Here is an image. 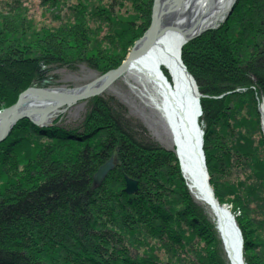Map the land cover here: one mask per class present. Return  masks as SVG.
<instances>
[{
  "label": "trees",
  "instance_id": "1",
  "mask_svg": "<svg viewBox=\"0 0 264 264\" xmlns=\"http://www.w3.org/2000/svg\"><path fill=\"white\" fill-rule=\"evenodd\" d=\"M35 1L0 0V110L50 68H117L152 9V0ZM34 8L35 21L27 13ZM181 58L205 96L203 152L215 199L235 215L246 264H264L255 99L264 97V0H238L226 23L186 44ZM107 102H94V130L71 136L21 121L0 144V264H227L173 154L145 133L134 137ZM111 157L116 167L97 188L93 176ZM125 176L139 182L136 195L125 194Z\"/></svg>",
  "mask_w": 264,
  "mask_h": 264
},
{
  "label": "bare ground",
  "instance_id": "2",
  "mask_svg": "<svg viewBox=\"0 0 264 264\" xmlns=\"http://www.w3.org/2000/svg\"><path fill=\"white\" fill-rule=\"evenodd\" d=\"M237 2L238 0L158 1L157 31L163 28L165 32L152 40L146 48L141 49V42L138 43L137 47L135 46L139 39L133 43L123 61H127L125 71L118 80L124 81V78L129 77L139 80L140 84H138L143 88L142 91H144L145 96L148 97L154 110L159 113L164 123L163 131L168 143L174 148L172 154L177 162L180 178L188 195L202 203L205 209L210 210L209 214L214 217L220 236L224 241L228 263L246 264L242 252L244 248L243 237L234 220L232 221L230 217V208L220 205L214 198L217 202V205H215L211 198L215 195L210 185V176L205 162L206 158L203 152L205 132L200 120L202 117V98L200 96L204 98L205 96L198 92L195 80L181 58L186 38L194 36L197 31L202 29L214 31L220 28L232 14ZM153 4L154 0H152L151 8H153ZM229 11L230 14L227 16ZM150 26L151 21L141 39L146 36L145 34ZM133 50H135V54H130L134 52ZM102 78L103 75L94 81L75 87L74 89L82 88V90L76 91L75 94H69L68 98H65V96H67L66 92L70 88L56 87L49 89L42 85L35 88L28 87L19 94L17 102L19 107H26L33 113L34 117L31 118L37 123V128H49V125H53L52 122L56 118L48 117L51 112L48 113L47 108L52 109L54 105L60 109L65 108V111H67L70 106H74L75 102L80 99L79 97L89 96L96 90L104 80ZM85 85L86 87L83 88ZM112 85L99 96H91L92 98L88 97V99L96 102L106 92L113 93L114 85ZM227 95L229 93L221 94L213 97V99H221ZM263 98L261 94H255L256 102L262 100L259 104V112L260 125L264 129ZM68 105L69 107H67ZM18 123L8 127L7 123L0 120V138L8 130V135H10L14 129L18 128ZM6 138L3 141L0 140V144ZM262 138L264 141V135H262ZM126 178L131 179L125 176L124 182ZM125 188L126 182L124 192L126 191ZM125 194L128 195L126 192Z\"/></svg>",
  "mask_w": 264,
  "mask_h": 264
},
{
  "label": "rangeland",
  "instance_id": "3",
  "mask_svg": "<svg viewBox=\"0 0 264 264\" xmlns=\"http://www.w3.org/2000/svg\"><path fill=\"white\" fill-rule=\"evenodd\" d=\"M33 1H35V0H33ZM74 1H76V0H74ZM30 11H31V9H30ZM30 11H27V13L30 14L29 16L33 17L32 20L35 21V17L37 18L38 14L40 12V9L34 8V11H31L34 15H32V13H29ZM151 11H152V9H151ZM150 21H151V17H150ZM211 31L212 30L206 31L205 33L201 34L199 37L191 40L190 42H193L195 40L200 39L203 35L211 32ZM140 39L141 38H139V40ZM190 42H187L186 44H188ZM181 54H182V52H181ZM122 63L120 65H122ZM120 65L118 67H120ZM117 68H115V69H117ZM115 69H112V70H109L103 74H100V73H97L95 70L89 68L85 64L77 65L73 69L53 67V68H50L47 71V73H45L44 77L40 81L39 80L35 81L32 84V86L29 88H35L38 86L40 87V85H42L44 87H48L49 89H54L56 87L57 88L74 89L77 86L84 85V84H86L92 80H95L99 76L105 75L106 73L113 71ZM123 80L124 81H120L117 79L115 81L116 84L114 83L113 84L114 86L112 85L113 89H114L113 93L106 92L104 94V96H102V98H100V99L108 101L107 102L108 108H110V107L112 109L117 108V110H119L118 112L121 114V116L124 117V119H126L127 121H129V128L131 129V131L129 130V133L132 132V134H134V137L142 138L141 134L145 133L146 137L149 140L151 139L157 146L165 149L167 152L173 153L174 148L168 143L165 132L163 131L164 123L161 119V116L159 115L158 112H156L154 110V107H153V105H151L150 100L148 99V97L145 96L144 91H142L143 88L141 87V85H139L140 84L138 82L139 80L135 79L134 77L133 78H131V77L124 78ZM250 89H252V91H254L255 87L252 86V87H250ZM198 92H199V90H198ZM223 97H225V96H223ZM200 98H203V97L200 96ZM17 99L15 100V102L12 105L8 106L7 108L15 105L17 103ZM218 99H220V98H218ZM221 99H223V98H221ZM261 101L262 100L257 101V108H256L257 112L259 114L260 124H261V121H260L259 104ZM94 102L95 101H93V100H89V101L86 100V101L78 102L77 104H75L73 107H71L70 109H68L64 113L55 117L56 120L55 121L53 120V122H52L53 125L51 124V125H49V128L43 127L42 129L47 130V129L57 128L62 133H66V134L71 135V136H73L72 133L82 134L83 132H86L87 128H90V127L93 128V124L97 123L93 117H90L93 115V109L95 107ZM7 108H3L2 110H5ZM0 112H1V110H0ZM21 121H19V122H21ZM23 121H28L33 126L37 127L36 125L31 123L27 119H24ZM100 125H102L105 128V125L103 122H100ZM260 127H261V125H260ZM93 130H94V128H93ZM261 133H262V135H264V129L262 127H261ZM58 137H62V136L59 135ZM68 137H70V136H68ZM137 138H135V139H137ZM109 160H112L113 168L107 172V174L104 176V178L102 179V181L100 182L99 185L94 184V181H93V185L97 188H99L102 185L103 181L106 179L108 174L111 173L116 167L114 158L111 157L103 165H101L97 169V171L102 166H104ZM97 171L95 172V174L97 173ZM93 178H94V176H93ZM131 180L136 182V185H137L136 193H134V195H136L137 191L139 189V185H138L139 182L133 178H131ZM193 200L195 201L196 204H198L200 207H202L205 210L206 214L208 215V220L211 223H213L214 229H215L216 234H217L216 238L219 240L220 245H221V250L224 254L225 263L227 262V264H229L227 257H226V254H225L224 241H223L222 237L220 236L219 228L216 226V222H215L214 217L209 214L210 210L205 209V207L203 206L202 203L196 201L195 199H193ZM225 206H227V205H225ZM228 207L229 206H227V208ZM229 213H230V215H233L231 212H229ZM237 215H238V213H237ZM232 217L234 218L233 220L236 224L235 215H233ZM236 227L238 228L239 232H241L239 227L237 226V224H236ZM243 247H244V245H243ZM242 252L244 255V248L242 249Z\"/></svg>",
  "mask_w": 264,
  "mask_h": 264
},
{
  "label": "water",
  "instance_id": "4",
  "mask_svg": "<svg viewBox=\"0 0 264 264\" xmlns=\"http://www.w3.org/2000/svg\"><path fill=\"white\" fill-rule=\"evenodd\" d=\"M158 1H160V0H154V4H153V8H152V15H151V26L148 29L147 33L145 34L146 36H144L143 39L139 40L136 43L137 45L135 44L136 47L140 44L139 42H141V47H142L141 49H143L144 47L146 48L152 42V40H154L158 35H161L162 33L165 32L163 30V28H162V30L157 31L158 26H157L156 22H157V18H159L157 15ZM229 14H230V11L228 12L227 16ZM206 31H210V30L202 29V30L197 31V33L194 36H190L189 38H186L187 40L185 43L190 42L191 40L199 37L201 34L205 33ZM135 46H134V48H136ZM133 51L134 52L130 53V54H135V50H133ZM126 62L127 61L123 62L122 65H120V67H118L117 69L110 71V72L106 73L105 75H103L104 80L98 86V88L96 90H94L89 96L86 95V96L79 97L80 99H78V101L75 102V104H77L80 101L82 102V101L89 100L88 97H91V96L97 97L101 93H103L106 89H108L109 86H111L117 79H119L123 75L125 68H126ZM85 87H86V85L83 88H85ZM79 90H82V88L69 89L66 92L67 96H65V98H68L69 94H71V93L75 94L76 91H79ZM64 107H65V105H64ZM67 107H69V105ZM69 108H71V106ZM46 110L48 113L51 112V114L48 115V117H51V118H55L58 115L65 112V108L60 109L54 105H53L52 109L47 108ZM31 117H34L33 113L29 109H26V107H19L18 102L15 105H13L12 107H9L5 110H2V112H0V120L2 122L7 123L8 127H12V125L17 124L19 121L24 120V119L29 120L31 123H33L34 125L37 126V123H35L33 121V118H31ZM8 134H9V130H8V132H6L4 135L1 136L0 140L3 141V139H5L8 136ZM112 168H113L112 160H109L94 175V178H93L94 184L99 185L100 182L102 181V179L104 178V176L107 174V172L110 171ZM125 182H126V188H125L126 191L125 192L128 195L136 193V187H137L136 182L132 181L131 179L129 180L127 178L125 179ZM211 198L213 199L215 205H217V202L215 201L214 197H211ZM230 217L232 218V221H233L232 215H230Z\"/></svg>",
  "mask_w": 264,
  "mask_h": 264
}]
</instances>
